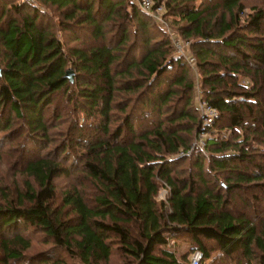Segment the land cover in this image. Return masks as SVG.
I'll return each mask as SVG.
<instances>
[{
  "label": "trees",
  "instance_id": "1",
  "mask_svg": "<svg viewBox=\"0 0 264 264\" xmlns=\"http://www.w3.org/2000/svg\"><path fill=\"white\" fill-rule=\"evenodd\" d=\"M157 1L178 33L193 38L202 100L218 111L212 122L203 125L194 105L190 64L137 2L0 0V132L19 119L33 143L48 148L46 113L64 96L83 119L56 158L28 159L22 190L11 194L0 187L3 264H111L116 251L125 264H190L167 248L170 238L180 236L205 254L204 262L218 252L240 257L237 264H264V228L248 214L234 213L230 203L243 184L264 180V162L252 157L264 150L249 144L253 133L264 141V98L257 83H239L240 76L264 79V7L241 23L243 0L212 6L206 0ZM42 5L59 11V31ZM74 41L81 44L70 45ZM70 69L74 82L67 77ZM183 92L185 103L171 108ZM131 98L138 99L136 107ZM256 107L258 116L247 121ZM167 108L172 112L165 114ZM115 109L124 115L114 129ZM56 112L59 121L64 114ZM149 113L150 127L139 129L137 122ZM85 129L92 132L87 138L78 134ZM204 133L209 154L196 149L188 155ZM77 149L93 195L72 187L55 205L56 181L76 165L62 160L74 159ZM191 156L195 172L182 178L180 166ZM223 171L230 175L222 182L214 178V186L209 177ZM161 184L169 190L166 200L157 199ZM31 227L52 246L32 252L25 235Z\"/></svg>",
  "mask_w": 264,
  "mask_h": 264
},
{
  "label": "rangeland",
  "instance_id": "2",
  "mask_svg": "<svg viewBox=\"0 0 264 264\" xmlns=\"http://www.w3.org/2000/svg\"><path fill=\"white\" fill-rule=\"evenodd\" d=\"M155 1V6H157V0ZM200 0H198L199 2ZM36 3L42 4L38 2V0H35ZM218 0H206V5L209 3L211 6L215 5ZM243 4L245 6V15L241 19V23L246 21L247 16L249 13L253 12V9L256 8H263L264 7V0H243ZM46 10L47 6L42 5ZM49 17H51L53 20V24L55 27V31H59V23L62 17L59 15V11L55 10H49ZM146 12V11H144ZM147 14L153 16L155 21H157L160 25L163 26L165 30H167L168 34L171 35L173 45L176 47V53L179 55H182L185 60L188 61L190 64V77H192L194 81V105L199 110L201 117L204 119L203 125L209 122H212L217 116L218 111L216 110V113L214 115H209V113L206 111L204 104L207 103L205 100H202V94L200 93L201 90V75L200 71L197 66V61L195 60V53L193 49L191 48V39L188 37H182L178 33L177 26L174 25L172 18L168 16L165 17V9L163 6H161V10L159 11H151L150 13L146 12ZM180 26V25H179ZM70 44V43H69ZM73 44H81L78 42H73L70 45ZM90 45L98 44V42H94L93 40H89ZM189 57L194 58V63L189 60ZM1 68V67H0ZM71 70V69H70ZM73 71V78H74V72ZM174 72V71H172ZM170 74H173V73ZM264 77V76H263ZM239 83L244 85L247 88H250L253 83H257L259 86V91L261 92V97L264 98V79L257 77H246V76H240ZM182 92V91H181ZM180 95H177L173 101H171V105L175 104V102H179L180 106H182L185 102L184 99L181 101L182 97L186 96V93H179ZM133 95V94H132ZM138 95L136 94L135 97ZM65 99L56 101L51 107H49V110L47 111V121L50 124V138L47 143L49 146L46 149H40L36 144L33 143L32 136L30 135V132L25 129L23 121L16 119L13 123V126L11 129L7 131L0 132V187L7 189L11 194H13L18 189L22 190L25 187L27 179V175L24 173V169L26 166V162L30 157H42L44 154H49L51 157L56 158L60 153L58 148L61 144L64 142L70 140L71 137H74V135L77 133V130L73 127H75V122L77 119H81L82 122V114L79 115L74 109V104L69 100V97L64 96ZM125 97H121L119 99H124ZM128 98V97H127ZM126 100H130L127 99ZM241 99H244L243 96L240 97ZM134 98H131L132 105L137 106V102L135 103L133 101ZM128 108V112L131 109ZM169 107V108H170ZM165 111L166 113L172 112V110ZM172 108V107H171ZM61 111L64 115L62 116L59 121H56L57 119V113H54V111ZM138 111V110H137ZM259 108H255V112L250 113L246 120L252 121L253 118L258 116ZM115 122L113 125V128L115 129L116 126H119L122 124V119L124 112H120V109H115ZM155 115L157 113L155 112ZM154 115V118L157 116ZM154 119L152 118V114L146 115L144 119H141L140 122H137V126L139 129H143L144 127H150L149 125ZM254 125L258 126L260 123L258 121L252 122ZM223 127H226L228 125L227 120H223L222 122ZM225 132H221L222 135H228L230 136V131L223 130ZM91 129H85L84 131H80L78 134L84 136V138L89 137V134H91ZM208 136L207 133L200 134L199 137L194 139V143L191 146L189 153L192 152V150L199 149L202 151L204 155H208V150L206 146L205 138ZM240 139H243V136H241ZM249 144L252 146L251 148L260 147V151L263 152L264 150V141L261 139L258 135L252 134L249 137ZM60 149V148H59ZM76 157L73 159V157L70 160H62L63 162H67L69 165L76 164L72 170L73 172L69 175H62L57 181V199L55 201V205H58L60 200L62 199L63 192L67 189H70L72 187H79L83 188L87 194L90 196L93 195L91 193L92 186L90 185L89 181H87L83 174H81V171L79 170V167L82 165L81 163V155L82 150H76L75 152ZM255 157V161L259 163L260 161L264 162V155L257 154L256 152L252 153V157ZM191 156L189 160H187L180 168L182 169V172L179 173L180 177H185L190 174V172H195L193 169L192 164V158ZM78 168V169H77ZM250 171L254 170L253 167H249ZM230 172L223 171L222 173H213L209 177V179H212V184L216 186L217 182L214 178H217L222 182L223 180L228 177ZM31 180V179H30ZM159 194L157 199L158 200H166L168 196L169 190L167 187L163 184H161L159 189ZM221 192V191H220ZM229 197V196H228ZM232 205V211L234 213H246L248 216L253 220L255 223H257L258 227L260 229L264 228V180L261 181H254L252 183H249V185L243 184L242 188L238 189V193L235 195L234 198H232V201L230 202ZM25 235H28V237L32 240L31 243H33V248L31 249L32 252H37L41 250H45L48 247L52 246L51 243H46L47 238L44 236V234L35 229L30 228ZM167 248L174 251L177 255L180 257L187 256L188 260L192 257L193 248L194 245L191 243V241L188 238H185L184 236L177 237L176 239L170 238V242L167 245ZM1 254V249H0ZM69 261H73L69 256H65ZM240 257H223L218 252H214L213 256L209 258V260H206L203 264H237L239 262ZM214 260V261H213ZM126 258L125 256L121 255L119 251H116L112 255L111 264H125ZM0 264H3L0 262Z\"/></svg>",
  "mask_w": 264,
  "mask_h": 264
},
{
  "label": "built area",
  "instance_id": "3",
  "mask_svg": "<svg viewBox=\"0 0 264 264\" xmlns=\"http://www.w3.org/2000/svg\"><path fill=\"white\" fill-rule=\"evenodd\" d=\"M20 1H22V2L25 1L28 3H36L35 0H20ZM133 1L137 2L139 4V6L141 7V9L143 11L148 12V13H150L151 11L161 10V6L155 7V1L154 0H133ZM189 60L192 61L193 63L195 62L193 57H189ZM204 107H205L206 111L209 113V115H214V113H216V109H213L207 103L204 104ZM192 254L193 255L190 258V264H201L205 258V254H203V252L199 249L194 250Z\"/></svg>",
  "mask_w": 264,
  "mask_h": 264
},
{
  "label": "water",
  "instance_id": "4",
  "mask_svg": "<svg viewBox=\"0 0 264 264\" xmlns=\"http://www.w3.org/2000/svg\"><path fill=\"white\" fill-rule=\"evenodd\" d=\"M0 71H1V69H0ZM67 77L70 79V81L74 82L73 71L72 70H68L67 71Z\"/></svg>",
  "mask_w": 264,
  "mask_h": 264
}]
</instances>
